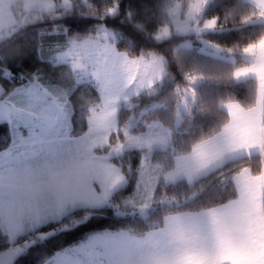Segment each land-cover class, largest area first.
<instances>
[{
	"label": "snow or ice",
	"instance_id": "6c2138e0",
	"mask_svg": "<svg viewBox=\"0 0 264 264\" xmlns=\"http://www.w3.org/2000/svg\"><path fill=\"white\" fill-rule=\"evenodd\" d=\"M205 2L198 0L193 5L194 12L198 13ZM255 4L257 11L253 15L264 19V0H255ZM63 6L70 9V0H63ZM32 7L38 13L53 14L56 6L53 0H33ZM115 10L107 9L109 13ZM204 27L215 28L216 20L207 21ZM167 35L165 27L157 38ZM93 47L90 39L72 40L70 49L57 59L71 58L73 69L87 75L88 66L80 58H89ZM243 52L253 62L236 69L232 77L239 79L252 74L264 93V36L245 46ZM121 55L122 67L133 73L130 81L141 71L147 77L158 63L154 57L129 60ZM93 75L105 89L111 88L113 81L108 69L97 68ZM161 76L162 69L156 72L157 78ZM186 78L193 83L200 77ZM153 83L151 78L146 82L142 79L139 87L151 89ZM186 91L195 99L193 89ZM102 96L103 104L99 111H93L87 132L73 136L70 99L66 93H52L37 76L7 94H3L0 85V121L7 122L12 133L11 142L0 150V235L7 238L9 245L0 251V264H15L29 249L42 248L55 234L54 226L69 216L80 227L92 221L97 210L111 208L116 216H122L127 206L146 209L155 199L161 176L165 184L181 177L191 184L212 164L229 156L250 155L253 149L264 155V122L257 125L251 116L254 110L228 102L231 122L225 131L229 135L214 142L201 141L193 146L190 155L180 157L171 171H163L160 165L150 168L145 159L136 190L124 200L122 208L113 200L115 190L123 188L126 178L120 169L105 163L111 153L119 154L125 147L119 142V131L117 143H111L110 129L114 126L111 117L120 97L104 95L103 91ZM123 135L129 146H142L127 129ZM105 146L110 150L108 155L98 156L97 147ZM234 179L235 198L208 209L203 214L206 220L198 215L166 217L162 229L144 237H135L123 229L93 232L86 240L55 251L44 259V264H264V168L256 174L243 168ZM78 212L83 215L76 218ZM61 231H68L67 226Z\"/></svg>",
	"mask_w": 264,
	"mask_h": 264
},
{
	"label": "trees",
	"instance_id": "16d2710c",
	"mask_svg": "<svg viewBox=\"0 0 264 264\" xmlns=\"http://www.w3.org/2000/svg\"><path fill=\"white\" fill-rule=\"evenodd\" d=\"M59 2L58 0H56ZM72 8L58 7L53 14L41 13L39 19L29 25L19 27L4 41H0V85L3 94L13 88L29 82L33 76L40 82L56 84L58 87H70L72 105V135L78 136L88 129L86 122L78 119L74 106L86 104L89 100L100 98L99 90L92 81L76 83L73 68L67 63H56L55 53L68 49L73 37L76 41L85 36L94 35L105 23L117 35L116 48L129 57L150 56V53H162L166 58V72L162 81L157 82L152 90L145 89L131 97L132 106L122 105L118 111L119 140H125L122 129L132 117L138 122L131 132L146 129L151 121H159L170 128L171 140L168 148L157 149L153 153L152 163H166L172 168L178 154L189 153L191 146L202 137L217 134L229 122V114L222 109V104L236 101L246 108L255 106L258 97V81L250 79L237 81L232 77L238 67L248 63L243 57V49L249 43L264 36V19L253 15L256 5L249 0H210L201 21L214 18L216 30L201 34L204 42L219 46L226 58L215 56L201 49V42L196 34H178L159 40L158 31L167 25L172 26L170 9L182 0H72ZM115 4L118 11L108 15L107 9ZM245 17H252L245 20ZM186 38L195 39L192 47L180 46ZM7 71L10 75H7ZM187 75H196L202 82L196 86L197 101L183 113V121L177 127L178 106L184 90L191 84ZM11 142V129L7 122L0 121V150ZM111 143H117V134L111 135ZM99 153L108 152L109 148L97 149ZM145 150L131 149L118 157H111L126 177V184L118 189L113 203H121L134 192ZM235 160L250 165L254 174L261 168L264 155L256 154ZM246 168V167H243ZM235 177V176H234ZM234 177L233 184L234 183ZM162 179V178H161ZM206 189L204 196L192 195L193 189L187 181L165 184L158 183L153 209L148 216L128 214L116 216L111 208L97 210L92 221L76 227L73 216H69L54 226L55 234L50 236L40 249H29L20 256L15 264H43L44 259L62 248L86 240L93 232L109 230H129L136 234H145L149 230L160 228L165 215L197 211L202 206L215 201L218 187L215 176L208 175L201 181ZM200 187V186H198ZM236 190V186H235ZM164 196L176 199L163 201ZM198 197V198H197ZM82 212L75 214L76 218ZM67 226L68 231H61ZM9 247L7 238L0 235V251Z\"/></svg>",
	"mask_w": 264,
	"mask_h": 264
},
{
	"label": "rangeland",
	"instance_id": "374dc122",
	"mask_svg": "<svg viewBox=\"0 0 264 264\" xmlns=\"http://www.w3.org/2000/svg\"><path fill=\"white\" fill-rule=\"evenodd\" d=\"M58 1L59 2L56 1L57 3H55V4H58V5H55L56 6L55 9H57L58 7H61V6L63 8H65V6H63V0H58ZM80 1L83 2V3H86L87 2V0H80ZM209 2H210V0H206V2L200 8V11L197 13V12H194L193 5L196 4V3H198V0H182V1H178L170 9L171 17H172V20H173V25L172 26L167 25V26H164V27L161 28V29H163V28L167 27L168 28V35L165 36V37L158 38V39L159 40H162L164 38H167V37L171 36V34L173 32L178 33V34L195 33L196 34V40H199L202 43L201 44V49L203 51L208 52V53H211V54H213L215 56H218V57L226 58L227 57V54L224 53L219 46L210 44L208 42H204V40L201 37V34L203 32H205V31H212V30H216L217 29V27L212 28V29H207V28L204 27V25H205V23L207 21L212 20L214 18L206 19L204 21H201L202 18H203V15H204L205 8L209 4ZM70 4H71V8H72V4H73V1L72 0H70ZM112 7H114L116 9L114 13H109L107 11V14L108 15H111V16L114 15V14H116V12L118 11V5L117 4H115L114 6H111L110 8H112ZM40 14L41 13H38V11L35 8H33V10H32V16L33 17H35L37 15H40ZM35 20L36 19L33 18L32 19V22L35 21ZM216 23H217V20H216ZM22 26H25V25H22ZM18 28H16V30ZM161 29L158 31L156 37L160 33ZM88 37H89L88 39H90L91 41L94 42V47L91 49V51L99 44V41L102 40L105 45H107V46H113V48L115 49V51L117 53L120 52V51L118 52V50L116 48V40H117L116 33L114 32V30L112 28L108 27L105 23L100 24V26L98 28V31L94 35H91V36H88ZM84 40L85 39L79 40V41L82 42ZM194 45H196L195 39H191V38H186L180 44V46H183V47H192ZM69 48L66 49V50H64L63 52L68 51ZM109 50L110 49H108V51ZM63 52H59V53L57 52V53H55V55H54L55 58H57L58 55L61 54V53H63ZM119 54L120 55L123 54V55H126L127 56V54L124 53V52H120ZM141 57H144V58L147 57V58H145L146 60L152 59L154 57L158 61L157 65H156V68H154L152 71H150L149 72V75L147 77H145L143 75V72H142L141 76H139V73L138 74H135V79L132 80V81L129 80L128 81L129 82L128 85H127V82H126L127 80L126 79H121V82L118 83V84L116 82H114L115 80H118L119 79V75L117 74L116 71H114L112 69V67L116 66V64H114V61L111 62V60H110V59H114L113 57H111L109 54L102 53V54L96 55L93 58L94 64H93V67H92L90 73H91L92 80L95 82L96 87L99 90L100 99L103 98L102 91H103V94L104 95L111 94V95H119V97H120V99L118 100V102L114 105V107H115V113L111 117V120L113 121V125H114L110 129L111 135H112L113 132H115L116 134H117V131L120 132V128L118 126V111H119V108L122 105H125L127 107L132 106V103H130L131 97H133L134 95H137V94L141 93L142 91H144V88L147 87V86H145V87L140 88L139 87V84L137 83V85H135V87L133 88L132 85H134V82H139L140 83V81L142 79L145 80V82H146V80L148 78H151L154 75L156 76V72L159 71V70H161V69H162V74L164 73V75H165V72H166V58H165L164 55H159L158 57L157 56H153V55H150V56H141ZM138 58H140V57H131V59H138ZM97 68H106V69H108L110 71V78L113 81V84H112V86H111L110 89H105L104 88V85H102V83L97 80L96 76L93 75V72ZM7 75H10V72L9 71H7ZM132 75H133V73H130V76H132ZM197 77H199V76H197ZM156 79L158 81L162 80L163 79V75L161 76V78H157L156 77ZM201 82H202V78L200 77L195 82H193L191 84L190 88L195 91L196 86L199 83H201ZM51 89H52V93H54L56 95H63V94L66 93L67 94V97L70 99V97H69V95L71 93L70 87H61L60 88V87L57 86L55 88L52 87ZM147 89H149V88H147ZM149 90H152V92H155V89L153 87L151 89H149ZM184 91L185 92L181 96V100H180L179 106H178V108H179L178 109V114H177L178 115V118L176 120V126L177 127L183 121V113L185 111H188L189 110V107L192 106V105H194L196 103V101H197L196 95H195V99H193L191 93L187 92L186 89ZM195 93H196V91H195ZM185 101H187V104H185ZM70 103H71V100H70ZM71 121H72V117H71ZM137 122H138V120H136L135 117H132L130 119V121L128 122V124L122 129V131L124 133V130L127 129V131L129 132V134L131 136L137 137L142 142V146L141 147L129 146L126 139L125 140H119V142L124 143L125 147H124L123 151L121 153H119V154L114 153V152L111 153L110 158L111 157H118V156L124 154L127 150H131V149H143L145 151H144V153L142 155V158H141V165H142V162H144L145 159H146V162H147V164L149 165L150 168L152 166H155V165H160L161 168L163 169V171L169 170V168H167V165H166L165 162L164 163H161V164H153L151 161H152V156H153V153L155 152V150L160 149V148L161 149L164 148V150H165V149L168 148L169 142L171 140V133H172V131L170 130V128L164 126L159 121H151V122H149L147 124L146 129L144 131L131 132L130 130H131L132 126H134ZM88 127H89V125H88ZM73 136H75V135H73ZM149 143L151 144V147L150 148L148 147V144ZM99 148L100 147H97V149H99ZM109 151L108 152H104V153H100V154L97 153V155L103 157V156L108 155ZM185 154H187V153H185ZM178 155H181V154H178ZM141 165H140V169H141ZM174 166H175V163H174ZM115 168H118V167L115 166ZM118 169H120V168H118ZM140 169H139V173H140ZM120 172H122V171L120 170ZM124 177H125V175H124ZM139 178L140 177H138V181H139ZM161 178H160L159 182L162 181ZM125 181H126V179H125ZM125 181L123 183V186L126 184ZM118 189H120V187H117L116 191ZM135 190H136V188H135ZM135 190H134V192H135ZM156 190H157V188H156ZM134 192L132 193V195L134 194ZM129 196H131V195H129ZM129 196L125 197L124 200H126ZM124 200L121 203H119L122 206V208H123V202H124ZM153 202H154V200L149 204V206L146 209H143V210H141L138 205L137 206H131L133 208L131 211H128V210H130L129 208H123L124 215H128V214H139L141 216L146 217V216L149 215L151 209H153ZM113 231H117V230H113Z\"/></svg>",
	"mask_w": 264,
	"mask_h": 264
},
{
	"label": "clouds",
	"instance_id": "9594fccd",
	"mask_svg": "<svg viewBox=\"0 0 264 264\" xmlns=\"http://www.w3.org/2000/svg\"><path fill=\"white\" fill-rule=\"evenodd\" d=\"M32 4H33V0H0V41H4L6 37L10 36L16 30V28L22 25L31 24L32 19L34 18L32 16V10H33ZM88 38H89L88 36L84 37L85 40ZM72 40H76V38L73 37ZM71 41H70V45H71ZM150 55L158 57L159 55H162V53L158 54L152 52L150 53ZM80 59L81 61L84 60L83 57H81ZM132 87L134 88L135 85H132ZM102 104H103V98L102 99L98 98L96 100H89L86 104L82 105L83 111H81V106H74L77 109L78 119L88 124L93 111H99ZM215 140H216L215 134L202 137L200 140L196 141L191 146L188 155L191 154L193 146L199 144L201 141L214 142ZM68 158L71 159L70 156ZM179 158L180 157H178L176 160V165L179 162ZM242 166L250 167V165L245 164L243 161H239V160H224L221 162H217L212 164V166L206 172H203L198 177L194 178L191 184L188 183L193 189L192 195L196 196V193L198 192L199 196L202 197L204 196L206 189L202 188L201 181L203 179H206L208 175L215 176L216 178L218 193L215 201L202 206L200 209L197 210L196 214L198 215L206 214L208 209L218 208L224 203L228 202L229 200L235 198L236 190L232 178L239 174ZM261 167H264V161L261 162ZM172 199H176V197L175 196L162 197L163 201H169ZM170 216H182V214L177 213L175 215H171V214L165 215L163 217V222L159 230L164 227L165 218Z\"/></svg>",
	"mask_w": 264,
	"mask_h": 264
},
{
	"label": "crops",
	"instance_id": "0c3cea01",
	"mask_svg": "<svg viewBox=\"0 0 264 264\" xmlns=\"http://www.w3.org/2000/svg\"><path fill=\"white\" fill-rule=\"evenodd\" d=\"M249 1H251V2H253L254 4H255V0H249ZM53 2L54 3H57L56 2V0H53ZM55 5H58V4H55ZM256 5V4H255ZM77 42H80V41H77ZM108 49H110L109 51H108ZM63 52V51H62ZM119 52V51H118ZM102 53H105V54H109L111 57H113L114 59H110L111 60V62H113L114 61V64H116V66H114V67H112V69L114 70V71H116L117 72V74L119 75V79L118 80H115L114 82H116L117 84L118 83H120L121 82V79H126L127 81V85H128V81H129V76H130V73L131 72H129V71H127L124 67H122V65H121V60H122V56L119 54V53H117L116 51H115V49L113 48V46H107V45H105L104 44V42L102 41V40H100L99 41V44L91 51V56L89 57V58H86V59H84L82 62H84V63H86L87 64V66H88V71H87V75H82L81 73H80V71L79 70H75V69H73L74 70V72H75V75H76V83H81V82H84V81H92L94 84H95V82L92 80V78H91V69H92V67H93V64H94V61H93V58L96 56V55H98V54H102ZM243 57H244V59L246 60V61H248V63L247 64H245V65H243V66H240V67H238V68H241V67H245V66H248V65H250L253 61H252V58L251 57H249L247 54H245L244 52H243ZM54 58V61L56 62V63H67V64H69L72 68H73V66H72V59L71 58H67V59H65V60H63V61H59L57 58H55V56L53 57ZM127 58L129 59V60H134V59H131V57H129L128 55H127ZM145 58H147V57H145ZM237 68V69H238ZM141 74H142V71L139 73V76H141ZM163 75V78H164V73L162 74ZM151 79H153V81H154V83H153V86L157 83V82H160V81H162V80H160V81H158L157 79H156V76L154 75L153 77H151ZM236 79V78H235ZM250 79H255V80H257V78H256V76H254V75H252V74H250V75H248V76H246V77H241V78H239V79H236L237 81H246V80H250ZM258 81V80H257ZM29 83V82H28ZM28 83H25V84H23V85H20V86H18V87H16V88H20V87H24V86H26ZM137 83L139 84V82H134V85H137ZM44 86H46L51 92H52V87L53 88H55V87H57V85L56 84H48V83H46V82H43L42 83ZM96 85V84H95ZM148 87H146V88H144V90L145 89H147ZM71 92H72V89H71ZM71 94V93H70ZM69 97H70V95H69ZM231 102H235V103H238V104H240L239 102H236V101H231ZM228 103V102H227ZM227 103H223L222 104V109L223 110H225L228 114H229V111H228V108L226 107V104ZM241 105V104H240ZM242 106V105H241ZM245 110H249V109H251V110H254V111H252V113H251V116H252V118L254 119V122L257 124V125H259V124H261L262 122H264V93H262L261 92V89H260V86H259V83H258V97H257V101H256V104H255V106H253V107H251V108H246V107H244V106H242ZM72 110H73V108H72V105H71V103L69 104V106H68V111H69V115L71 116L72 115ZM231 122V117H230V120H229V122L226 124V125H228L229 123ZM226 125L221 129V131H219L217 134H215V136H216V139L217 140H222V139H224L226 136H228L229 135V133L228 132H226L225 131V128H226ZM11 135H12V133H11ZM96 152V154L98 153V154H100L97 150L95 151ZM189 153H187V154H181V155H178V156H176V158H175V166L173 167V168H171V169H169V170H167V171H171V170H173L175 167H176V160H177V158L178 157H181V156H187ZM256 154H260V151H259V149H253L252 151H251V154L249 155V154H247V153H238V154H236V155H232V156H229V157H227L226 158V160H235V159H238V158H242V157H245V156H251V155H256ZM105 163H107V164H110V165H112V166H117V165H115V163L114 162H112V160H111V158L110 159H108L107 161H105ZM118 167V166H117ZM119 168V167H118ZM122 175H123V173L122 172H120ZM254 174V173H253ZM124 176V175H123ZM237 176V175H236ZM235 176V177H236ZM162 177V176H161ZM234 177V178H235ZM163 179V178H162ZM178 181H187L186 180V178H184V177H181V178H179L177 181H175V182H178ZM126 182V181H125ZM234 183H235V179H234ZM236 186V185H235ZM116 191V190H115ZM126 208H129L130 210H128V211H131L133 208L131 207V206H127ZM177 213H180V214H182V216H187V215H198V214H196L197 213V211H183V212H177ZM177 213H173V214H171V215H175V214H177ZM199 216V218L201 219V220H206L207 219V217L206 216H204L203 214H199L198 215ZM123 230H125V229H123ZM159 230V228H155V229H152V230H149L148 232H146L145 234H147V233H149V232H155V231H158ZM125 231H128V232H130L133 236H135V237H144L145 236V234H136V233H133V232H131V231H129V230H125Z\"/></svg>",
	"mask_w": 264,
	"mask_h": 264
}]
</instances>
